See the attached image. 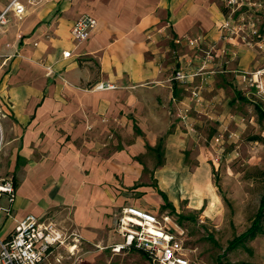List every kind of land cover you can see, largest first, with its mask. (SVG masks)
<instances>
[{"label":"crops","instance_id":"obj_1","mask_svg":"<svg viewBox=\"0 0 264 264\" xmlns=\"http://www.w3.org/2000/svg\"><path fill=\"white\" fill-rule=\"evenodd\" d=\"M10 1L0 0V12ZM22 2L26 16L11 12L0 27V176L17 186L13 216L0 215V235L10 236L15 220L28 214L49 215L82 235L87 264H109L96 259L107 248L113 255L139 251L151 264L136 248L113 249L124 242L123 208L156 213L143 198L164 204L159 188L175 205L183 200L204 217L215 214L212 166L194 151L187 162L185 149L199 144L205 115H219L226 75L259 69L260 56L239 36L222 38L224 0ZM83 14L97 25L77 42L71 29ZM198 36L203 41L189 45ZM179 70L188 74L184 80L174 77ZM236 76L247 89V76ZM259 248L255 258L223 264H264V244Z\"/></svg>","mask_w":264,"mask_h":264},{"label":"rangeland","instance_id":"obj_2","mask_svg":"<svg viewBox=\"0 0 264 264\" xmlns=\"http://www.w3.org/2000/svg\"><path fill=\"white\" fill-rule=\"evenodd\" d=\"M262 4V7L251 9L256 32L241 31L239 35L241 40L257 50L261 67L248 73L235 71L226 75L225 79L230 81L225 86L223 101L217 105L221 109L216 110L219 115L212 118L205 115L204 126L197 136L199 144L185 149L187 162H191L194 151V155L203 157L212 166L211 175L220 199L219 208L212 217H204L200 210L188 207L187 201L173 203L176 210L172 211L170 207L159 206L155 201L143 198L149 209H154L158 215L169 214L185 230L187 245L192 249L193 264H217L219 258L223 263L230 259L243 261L255 258L259 246L264 244L263 218L255 235L247 236L236 247L229 248L230 243L253 224L264 194V0ZM250 13L240 12L234 21L238 23L241 15L247 18ZM258 70L262 87L250 79ZM243 74L247 76L248 88L245 90L236 76ZM238 92L247 100L241 99ZM5 145L6 137L0 156L1 165ZM151 154L157 163L158 155L155 152ZM147 171L146 167L148 176ZM147 181L155 186L154 177ZM98 250L93 248L94 252ZM85 255L86 251L82 248L78 255L65 257V260L69 264H87L89 260ZM96 259L102 263L110 260L109 264H145L140 252L135 250L113 255L111 248H107L104 255Z\"/></svg>","mask_w":264,"mask_h":264},{"label":"built area","instance_id":"obj_3","mask_svg":"<svg viewBox=\"0 0 264 264\" xmlns=\"http://www.w3.org/2000/svg\"><path fill=\"white\" fill-rule=\"evenodd\" d=\"M37 3L39 0H29ZM227 17L221 28L226 32L222 38L229 40L239 36L240 32H256L254 14L251 9L262 7V0H224ZM251 12L247 18L239 17L238 13ZM22 19L28 13V8L22 0H11L0 12V27L11 20L10 13ZM97 19L90 14L81 15L73 24L71 33L75 41L86 40L96 27ZM203 36L189 37L188 43L196 46L203 41ZM10 46V44H8ZM214 44L207 51V58L213 57ZM71 50L63 53L69 57ZM258 70L253 77L257 86L262 87ZM187 73L179 70L175 78L184 80ZM110 83L96 84V88L110 87ZM193 96L198 99L199 91L194 90ZM5 143L4 129L0 114V156ZM16 182L12 176H0V215L13 216V202L16 197ZM3 196L8 198V205L1 203ZM14 230L10 236L0 235V264H63L65 257L79 254L82 235L75 229L67 227L52 216H37L28 214L16 219ZM118 230L124 237V242L114 246V250L136 248L145 254L151 264H193L192 249L187 245L185 230L167 214L158 215L139 206H125L119 218Z\"/></svg>","mask_w":264,"mask_h":264},{"label":"trees","instance_id":"obj_4","mask_svg":"<svg viewBox=\"0 0 264 264\" xmlns=\"http://www.w3.org/2000/svg\"><path fill=\"white\" fill-rule=\"evenodd\" d=\"M224 11L226 12V9H224ZM238 96H240L241 99L243 100H247V98L245 96H242L240 93L238 94ZM261 113L262 110H261ZM159 148V146H158ZM157 191L159 194H161V196L164 199V207H170L172 209V211H175L176 208L174 206V204L169 200L167 194L162 191L161 189L157 188ZM264 218V194L262 195V198L260 200V205H259V209L258 212L256 214V218L253 222V224L250 226L249 229H247L245 232H243V234H241L240 236H237L229 245V248H234L236 247V245L238 243H240L244 238H246L247 236H253L256 234L257 231V227L259 226V223L261 222V220ZM144 254V253H143ZM217 264H223V262L220 260V258L217 260Z\"/></svg>","mask_w":264,"mask_h":264}]
</instances>
